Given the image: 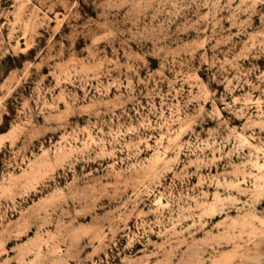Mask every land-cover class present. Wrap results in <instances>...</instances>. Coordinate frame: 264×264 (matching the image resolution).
I'll list each match as a JSON object with an SVG mask.
<instances>
[{"label": "clouds", "instance_id": "clouds-1", "mask_svg": "<svg viewBox=\"0 0 264 264\" xmlns=\"http://www.w3.org/2000/svg\"><path fill=\"white\" fill-rule=\"evenodd\" d=\"M0 264H264V0H0Z\"/></svg>", "mask_w": 264, "mask_h": 264}]
</instances>
